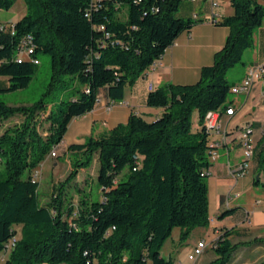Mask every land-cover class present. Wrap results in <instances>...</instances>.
Here are the masks:
<instances>
[{
	"label": "trees",
	"instance_id": "1",
	"mask_svg": "<svg viewBox=\"0 0 264 264\" xmlns=\"http://www.w3.org/2000/svg\"><path fill=\"white\" fill-rule=\"evenodd\" d=\"M24 1L27 11L21 20L0 19V76L8 78L6 90L28 87L44 53L51 60L50 88L63 83L68 96L59 101L57 113L44 100L21 107L0 101V124L23 117L0 131V254L17 238L6 264H174L162 256L174 229L184 230L185 239L210 223L206 172L213 133L204 119L231 103L236 81L230 83L227 74L254 45L264 6L256 0H230L233 15L215 20L230 33L200 80L150 92L148 106L163 110L155 120L131 114L127 123L70 145L71 172L42 203L35 171L59 147L71 120L91 112L102 91L111 101H123L126 87L196 20L178 17L186 0ZM15 2L0 0V10L9 11ZM29 37L34 50L19 62L18 47ZM44 120L46 134L39 130ZM95 158L101 199L94 201L90 192L71 204L67 187ZM257 158L264 173L263 144ZM230 234L225 230L213 242L216 258L209 264H244L231 261L238 246Z\"/></svg>",
	"mask_w": 264,
	"mask_h": 264
},
{
	"label": "crops",
	"instance_id": "2",
	"mask_svg": "<svg viewBox=\"0 0 264 264\" xmlns=\"http://www.w3.org/2000/svg\"><path fill=\"white\" fill-rule=\"evenodd\" d=\"M256 1L264 6V0ZM26 11V4L19 7L18 11L15 8L7 11L10 14H4L3 10H0V19L3 22L16 23L25 16ZM233 13L234 9L230 0H220L219 7L216 9L212 7L210 0H197L196 2L186 0L182 3L178 17L194 19L196 20L195 25L190 31H185L178 36L163 56L156 61L155 68L148 69L133 85L126 87L123 101H111L106 92L102 91L100 102L91 112L73 118L59 144L62 156L68 157L71 153L68 151L70 145L83 144L89 137H99L117 125L127 123L131 114L140 115L145 119L148 116L152 119L151 121L160 116L163 112L162 109L149 107L147 104L150 92L168 84L191 85L197 83L201 78L202 69L213 65L216 52L225 45L230 33L228 27L216 24L215 19L220 21ZM244 55L247 56L249 62L245 64L244 72L236 80V83L245 77L249 66L264 63V24L257 29L254 45ZM1 77L8 87V78L0 76V79ZM150 84H152V90H150ZM230 101L228 107L234 108V114H223L221 118L222 134H225L224 144L219 149L221 156L216 161H211L209 168L210 223L206 227H198L195 232L197 237L191 243L189 253L199 241H206L208 230L211 231L210 244L217 240L225 230H231L228 239L233 245L238 246L231 261L244 264L260 263L264 261V200L258 196L264 194V173L259 170L257 153L261 145H264V76L250 93L235 94ZM112 102L114 105L108 109V104ZM245 126H251L254 130L255 158L251 163V172L247 174L248 176L236 179L231 172L243 158L240 139L241 130ZM3 127L6 129L8 124ZM221 138L222 135L213 134L211 141H218ZM53 159H47L44 168L45 179H51L49 170L52 168L50 163ZM68 162L67 170L69 171L71 161ZM59 164L54 168L59 169ZM94 167L97 168L95 177L97 181L100 164L95 158L89 169L79 172L77 179L71 184L73 188L83 187L84 184H79L80 176L82 173L87 175V171ZM88 191L91 192V189ZM226 211H231V213L223 219L220 218V215ZM205 229L207 230L205 231ZM183 232L184 230L181 228L174 229L162 249V256L173 259L177 244H182ZM208 249L211 252H208ZM211 249L208 247L201 257V261L199 260L200 262L195 264H209L213 261L216 254L214 249ZM8 256V253L0 254V258H5L0 262L6 264ZM179 258L173 260L174 264Z\"/></svg>",
	"mask_w": 264,
	"mask_h": 264
},
{
	"label": "rangeland",
	"instance_id": "3",
	"mask_svg": "<svg viewBox=\"0 0 264 264\" xmlns=\"http://www.w3.org/2000/svg\"><path fill=\"white\" fill-rule=\"evenodd\" d=\"M24 4H25L24 0H16L12 8L13 9L15 8V10L18 11V8L21 6H24ZM3 13L10 14V13H7V11H3ZM121 15L124 16V12H121ZM39 59L41 63L37 68V73L34 76L31 83L26 88L19 89L16 91H7L6 90L7 86L2 81V77H1L0 79L1 80L0 81V101L5 102L6 104L12 107H21V106H32L33 104L41 100H44L48 105H51L54 112L57 113L58 107H59V101H61V99H64L68 96L67 87L63 83H60L55 88H50V83H51L50 57L44 53H40ZM248 62L249 60L247 59V56L244 55L243 62H241L235 68H233L232 70L228 72L227 78L230 81V83L235 82L240 76H242L244 72V66H245L243 63L247 64ZM234 95H235L234 93L229 94V101L233 99ZM146 117L148 121L152 120L148 116ZM197 118H198V113L195 111L193 113V123L196 122ZM22 121H23L22 115H15L11 117L10 119L3 121L0 124V131L3 132L5 130V128L3 127L5 124H8V127H10L15 124H19ZM45 124L46 122L44 120L43 123L39 126V130L43 134H46L47 128H48V126ZM71 156L72 155L70 153L68 157L66 156L64 157L62 156V152L58 151V157L54 158V157H51L49 154V156L45 159V161H43L42 164L39 166V170L41 172L39 193H40V199L42 203L49 202L53 192L56 191L57 188L60 186V184L63 183L67 179L68 175L71 172V169L69 171L67 170V165H69L68 161H71ZM48 158H54L53 161H51L50 163V166L52 167L51 170H49L51 174V179L50 178L45 179L46 173H45L44 168L47 164ZM57 164H59V167H60L59 169L54 168ZM70 165H71V162H70ZM96 169L97 168L94 167L91 170L87 171L88 172L87 175L82 173V175L79 178V184H84L83 187L76 188V189L73 188V185H70L67 187L68 188L67 197L69 198L68 200H70L71 204L77 205L80 201V196L85 195V194H90V191H88L89 189H91V194H92L94 201H99L101 199V194L99 193L97 189V182L95 179ZM250 172H251V168L249 170V173ZM56 179H58V181H56ZM258 197L264 200V194L259 195ZM197 230L198 228L193 229L185 239L181 238L182 244H177L176 250L173 254V260L179 257L180 258L176 260L177 261L176 264L177 263L178 264H195L199 260L201 261V258L196 262L191 261L188 258V255L191 253V252L189 253L190 245L191 243L195 241L197 237L195 234ZM206 230L207 229H205V231ZM208 232L209 234L208 235L206 234V241L208 244H210V239H211L210 232L211 231L208 230ZM208 252H211L210 249H208ZM0 264H4V263L0 262Z\"/></svg>",
	"mask_w": 264,
	"mask_h": 264
},
{
	"label": "built area",
	"instance_id": "4",
	"mask_svg": "<svg viewBox=\"0 0 264 264\" xmlns=\"http://www.w3.org/2000/svg\"><path fill=\"white\" fill-rule=\"evenodd\" d=\"M189 1L196 2L197 0H189ZM210 2H211L212 7L214 9L219 7L220 0H210ZM214 15L217 16V14H214ZM1 29H5L4 26H1ZM12 34H14V31L12 32ZM30 40H31L30 37L26 40H23L21 42L20 46L18 47L17 60L19 62H22L24 60V51H32L33 52L34 48L31 46ZM158 60H156V61H158ZM156 61L150 66V68H155L157 66ZM39 63L40 62L38 61V59H36V64H39ZM263 76H264V63L249 66L246 70L245 77L240 82L236 83L232 87V93H234V94L250 93L251 90L256 85V83L259 80H261L263 78ZM152 89H153L152 84H150V90H152ZM98 102H100V99H98ZM113 105H114V102L108 104V106H107L108 109H111ZM223 114L233 115L234 114V108L228 107L226 109H219V110H215V111H210L206 114L205 119H204V123H205L206 127L213 134L222 135V138L220 140L210 142V149L208 152V156H209L210 161H212V162L216 161L221 156L219 149L224 144V138H225L224 135L225 134H222L223 126H222V122H221V118H222ZM241 133H245V141H240V147L242 150V157L243 158H242V161L239 164H237L236 167L234 168V170H232V172H231L232 175L236 179L242 178V173H249L251 163L255 158V149H256L255 148L256 145H255L253 128L251 126H245L241 130ZM58 151H59V147L58 146L54 147L52 152L50 153V156L54 157V158L58 157ZM209 174H210V172L208 170L206 172V175H209ZM34 179L40 183L41 172L39 170V167L35 171ZM209 222H210V220H209ZM208 247H211L212 249H214L216 247V245L214 243L208 244L205 240L199 241L192 248V251L188 255V258L194 262L198 261L204 255V253ZM6 249H7V251L3 253L5 255L7 253L9 254V251L11 250L10 243L7 245ZM4 259H5L4 257L0 258V260H4Z\"/></svg>",
	"mask_w": 264,
	"mask_h": 264
},
{
	"label": "bare ground",
	"instance_id": "5",
	"mask_svg": "<svg viewBox=\"0 0 264 264\" xmlns=\"http://www.w3.org/2000/svg\"><path fill=\"white\" fill-rule=\"evenodd\" d=\"M32 51H24V56L29 57V53ZM34 63L36 64V59L33 60ZM240 141H245V133H241V139ZM248 173H242V177H245ZM17 241V238H14L10 242V248H13L15 246V243Z\"/></svg>",
	"mask_w": 264,
	"mask_h": 264
}]
</instances>
